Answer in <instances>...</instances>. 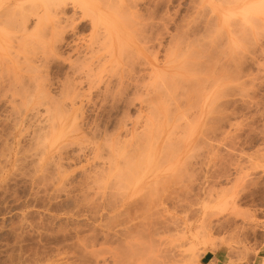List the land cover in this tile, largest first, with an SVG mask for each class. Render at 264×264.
<instances>
[{
  "label": "rangeland",
  "instance_id": "374dc122",
  "mask_svg": "<svg viewBox=\"0 0 264 264\" xmlns=\"http://www.w3.org/2000/svg\"><path fill=\"white\" fill-rule=\"evenodd\" d=\"M8 1L10 0H0V73L2 74H0V264H85V262L86 264H200V258L206 252H210L214 256L209 264H264V13L258 14L259 9L257 7L259 5L254 8V10L258 9L256 12H251L255 20L249 15L247 24L244 26V22L240 21V16L229 17L221 14L220 10L226 8L227 0H159L160 2H156L157 0H136V8L139 13L141 12L142 17H140L142 19L145 18L146 20L150 11L156 10V20L153 19L155 23L154 30L155 33H159L156 43L160 45L154 43L155 46L149 50L153 52H149L152 55L147 53L150 55L149 59L158 65H162L167 59V61L175 59L173 57L175 55H172L175 46L178 49L179 44V46H182H180L181 48H184L191 43L183 52L190 49L191 51L188 50L186 53L190 54L192 52V55H190L194 58H196L194 55L199 53L196 59L201 60L195 63L196 59L187 56L189 60H194L195 66L199 63L200 69L198 70V67L196 69L194 66L195 69L192 67V70L194 69L191 70L192 72L182 74L188 76L184 77V80L185 78L192 82L195 79L197 80V84L196 82L195 84L198 87L195 92L194 84V87L192 86L194 90L192 89L191 92L190 89L188 91L184 87V91L187 93L186 98L190 96L189 99L192 103L185 101V94L182 95L183 97L174 93L171 95L173 90L168 91L169 89L167 90L165 84L166 89L164 91V85H162L164 82L156 79L158 77L151 80L147 76H143L145 70L142 64H140L141 67L136 65L141 59L136 60L137 75L134 74V77L136 78L139 72V76L143 77V81L140 80L139 76L136 78L137 80L134 78L136 83L143 85L145 82L144 85L149 83L153 85L151 86L153 88L152 93H150L151 87L148 88L149 92L147 93H150L148 98L153 100V102L150 101L152 106L146 108L137 96L139 94L145 96L146 93L138 91L139 94H136L137 92L134 93L135 90L132 91L133 87L131 89L129 87L127 91L123 88L127 94L123 93L121 89L124 97L126 95L127 97L120 103L119 96L115 93L117 91L119 95L120 92H118V86L115 85L114 80L110 83L111 85H108L110 90L106 91L107 94L106 92L102 93L104 91L103 87H100L103 91L96 90L97 88L94 87L88 90L85 84L80 88L78 87L77 93L84 90L83 95L82 92L79 95L75 91L74 95L79 96L78 98L76 96L77 99L73 101L72 82L76 76L75 71L81 69L85 64L82 57L77 58L75 53L69 52L70 50L57 43L56 52L54 51L55 53L53 52L51 56L49 52H47L49 54L46 52V54H39L42 52V48L45 47L43 46L44 42L47 41L46 43H48L50 40L49 35L45 36L47 34L46 30L42 32V34L46 33L44 36L41 34L42 37L40 36V30L37 33L34 32L30 37L25 35L26 41L28 40L26 42L25 37L13 29L16 23H14V20L16 21L17 16H19L17 14L24 13V8L30 6L32 2L30 1L31 4H27L26 1V4H22V9L20 8L21 3L12 7L10 5L11 9L13 8L11 10ZM75 1L78 2H75L76 6L74 5L73 8L66 7L64 11L69 15L75 13L77 21L80 20L81 22L80 25L78 24L77 33L79 32L80 37L88 40L91 33V27H89V25L91 26L89 24L91 14L87 11V15L86 9L83 7L88 2L86 3L87 0H83L82 5L80 0ZM252 2L255 1L251 0L250 3ZM215 13L219 15L220 22L214 26L212 21L218 19L217 15H214ZM82 14L86 16L83 17ZM5 16H10V18L7 17L6 22L4 21V19L6 20ZM14 16L16 17L12 20ZM78 18L81 19L78 20ZM195 18L198 20H195ZM34 19L32 18L29 21V26L33 25ZM9 20L13 21L11 25L6 24L11 22ZM77 21L75 22L77 23ZM237 21L239 22L237 23ZM43 22L41 23L45 24V17ZM143 22L141 24L146 23V21ZM233 22L235 26H233ZM243 27H248L244 34L242 33L244 32ZM238 28L242 32H239ZM50 30L49 26V31L47 28L48 34ZM6 33L9 34L6 35ZM14 34H19L20 37ZM44 37L49 38L44 40ZM241 37L247 40H240ZM68 38H71V36L67 35L66 39ZM14 39L17 40L16 43ZM186 41L190 43L187 42L188 44H184V46L183 43H186ZM23 42L25 47L27 46L26 48L23 46ZM247 42L248 44H246ZM168 45L172 50L169 49ZM40 49L41 51H39ZM155 50L157 52H154ZM168 50L173 52L170 53ZM214 51L215 53H213ZM220 51L221 54H219ZM32 52H34L33 55ZM43 55L44 57H42ZM199 57L202 59H199ZM223 61L225 65L222 64ZM204 62L206 65L211 66L212 64V66L207 68ZM126 68L128 66H124L125 71ZM225 70L227 71L225 72ZM125 71L123 74H125ZM220 72L221 76L218 74ZM224 72L226 76L223 75ZM107 73H109V70ZM166 75L169 76L167 73ZM213 76L215 79H213ZM107 77L110 79V76ZM40 85H43V88ZM186 87L188 88L189 85ZM42 89L46 92L43 94L47 96V100H49L47 102L49 103L43 102L44 96H42V92H38ZM181 90L183 91V89ZM181 92L177 94L180 95ZM130 93L136 94L137 101L136 99L134 102L129 100ZM198 94L199 97L196 99ZM115 95L117 98L114 97ZM165 95L168 98H165ZM127 98L129 101H127ZM148 98L146 96V100ZM176 98H179V100L180 98L185 99L181 100L186 102L183 109L181 105V109L178 107L182 102H176L178 100ZM149 99L146 102L147 105ZM171 101L175 102L176 105H173ZM58 102L62 104V107H57ZM187 103H189V106ZM43 104H46L47 107L52 106L48 109ZM35 106H37V110ZM148 108L152 110L151 115H156L157 122L155 117L153 120L149 118L151 115H148L150 114ZM187 108L188 110H185ZM183 110L185 114H183ZM166 111L170 112L167 114ZM163 112L165 113L163 114ZM136 114L137 116H135ZM125 116H127V119ZM123 117L124 119H122ZM136 117H138L139 125H137L134 133L138 131L137 134L132 135L124 131L118 133L119 130L116 126H118L119 119H126L128 123L126 128H128L130 123L134 119L136 120ZM146 117L150 119V122L148 120L147 123L143 122ZM175 117L176 122L174 121ZM141 127L144 128V131L143 128L142 131L145 135L149 134L148 137L141 131ZM183 128H186V130L184 131ZM72 129H75V131ZM46 130L48 131L46 132ZM111 131L113 132L111 133ZM117 134L120 140L117 139ZM145 137H147L146 140ZM44 138L53 141L62 139L61 141L64 142L67 140L73 142L74 140L72 147L67 149V156L71 158L72 155H75V157L73 160L68 161L65 167L68 178L62 187L63 190L56 189L57 191H55L54 188L48 187L46 193L43 192V188H40L39 192L36 185L29 180L28 174L29 176L32 174L33 164H35L40 153L41 143L46 142L42 140ZM79 138L80 140H77ZM108 139L110 141L115 139L113 141L117 142L114 143L115 146L112 143L111 145ZM77 141L83 144L82 147L89 149L96 147L94 144L97 142L99 148L103 146V151L107 148L106 146H109L106 143H109L111 145L107 148L109 151L106 149L107 151L103 152L101 148L100 150L103 154L112 153L108 155L113 157L115 164L117 163L116 168L110 170L112 172L108 171L110 174L103 173L105 176H100L101 172L96 173L99 166L101 168V164L106 166L107 162L105 161L108 158L104 156L106 159L101 160L102 163L94 162L95 166L96 164L99 165L96 166L97 169L94 166L96 171L92 168L94 163L91 164L92 166L90 164V166L86 165V169L83 168V170L80 166L85 163L84 159L87 157V151L77 155L76 152L80 147V143ZM195 142L198 145H195ZM30 145L32 146L30 147ZM116 146L117 148L114 149ZM167 146L171 149L169 150ZM17 149L18 151H16ZM14 150L16 151L15 155L19 153L16 156V158L19 157L17 160L19 164L16 162L17 167H8L7 177L2 178V173L7 170L5 160L8 159L11 153L14 154ZM192 150L194 151L192 152ZM3 157L6 159L3 160ZM124 161L131 162L134 171L132 168L130 169V164L128 163L129 165L126 166ZM118 162H121L119 166ZM121 164L123 168H121ZM140 166L142 167L140 168ZM119 168L125 172L121 173L122 171H120V175H118L117 170H120ZM125 168L129 169L126 170ZM85 172L90 176L88 179L85 178L87 176ZM177 173L179 174L178 177ZM93 174L96 178L93 177ZM130 175L131 177H129ZM175 177L176 179H174ZM131 178L132 180H130ZM93 179H96V182ZM121 179L122 184L120 185ZM109 180L111 183H109ZM115 180L116 185L114 184ZM155 180L158 184L155 183ZM93 181L97 184H94ZM120 191L122 192L120 193ZM125 205H128L127 211L122 209ZM120 210L124 214H121ZM117 212L120 214H115ZM111 223H119L116 227V229H119L117 236H106L105 234V226L107 224L111 225Z\"/></svg>",
  "mask_w": 264,
  "mask_h": 264
},
{
  "label": "bare ground",
  "instance_id": "6f19581e",
  "mask_svg": "<svg viewBox=\"0 0 264 264\" xmlns=\"http://www.w3.org/2000/svg\"><path fill=\"white\" fill-rule=\"evenodd\" d=\"M28 3H27V2ZM32 2V4H31V2ZM82 1L83 0H80V2H81V4L83 5V3H82ZM159 0H157L156 2H158ZM161 1V0H160ZM159 1V2H160ZM228 1V4H227V2H226V8H222L221 10H220V12H221V14L223 15V16H240L239 18H241L240 19V21L242 20V22H244L243 23V25L244 26H246V22H247V20H248V17H249V15H251V12H256V10H262L261 12L258 10V14L259 15H261L262 13H264L263 11H264V5H263V2H264V0H254L255 2L253 3H250L251 2V0H227ZM31 4L30 6H27V7H25L24 8V10H25V12L23 13H19V14H17V15H19V16H17L18 18L16 19V21L14 20V23L16 24H14V26L15 27H13V29H15L17 32H20L21 33V36H24L25 37V35H29V37H30V35L32 36L33 35V33L34 32H36L37 33V31H39L40 30V36L42 37V35L44 36L46 33V35L45 36H48L49 35V42L48 43H46L47 41H42V42H44V44H43V46H45V47H43L42 49V52H38L39 54H46L47 52H49V53H47V54H49L50 56H51V54L55 51L56 52V50H55V47H57L56 46V43L58 44V45H60V46H63L65 49H67V50H70L69 52H73V53H75L76 54V56H77V58H80V57H82V61H84L85 62V64H83V66H82V68L81 69H77L75 66H74V68H76L74 71L76 72V76H75V78H74V80H73V82H72V89H73V91L72 92H74L73 93V95L75 94V91L78 89V87L80 88L82 85H84L85 84V86H87L86 88H88V90H91V89H93L92 87H94V88H97L96 90H101L100 89V87H103V89H104V91L103 90H101V91H103L102 93H104V92H106L108 89L110 90V88H109V84L110 83H112L113 82V80H114V82H115V85L116 86H118V92H120L119 93V95H118V93H117V91L115 92L116 94H117V96H119L118 98H119V100L121 101L120 103H122V101H124V98H126L127 97V89H129V87H130V89H131V87H133V89H132V91L133 90H135L134 91V93L135 92H137L136 94H139L138 93V91H140V93H146L145 94V96L143 95V94H139V95H137L138 96V100H139V98H140V100H141V102L143 103L142 105L144 106H146V108L147 107H151L152 106V104L150 103V101H152L153 102V100H150L148 97H150V93H152L151 91H152V87L151 86H153L152 84H148V85H144V84H146L145 82H144V84L143 85H141V83L139 84V83H136V78L139 76V74H140V72H139V74H138V76L135 78L134 77V74H136V68H135V64H136V60H139V59H141L140 61L142 62V63H137L136 65H140V64H142V66H143V68H144V70H145V72L143 73V76H147V78L148 79H151V80H153V78L154 77H158V78H156V79H158V80H162V82H164L162 85H166V88H167V90L168 91H170V89H172L173 90V92H172V94L171 95H173V93L174 94H176L177 96H181V97H183L182 95H184L185 94V99L184 98H182V99H184L186 102L187 101H190L191 99H189L190 98V96L189 97H187L186 98V95H187V93H185V91H184V87L189 91V89H190V92H191V90L193 89L194 90V88H195V90H194V92L196 91V88L198 87V85H196L197 84V80L195 79V81L194 82H192L191 80H186V78H185V80L183 79L184 77H188V76H183L182 74H187V73H190V72H192L195 68L197 69V67H198V70L200 69L199 67H200V65L198 66V64H196L197 66H195V63H197L196 61H201V60H197L196 58H198L197 57V55L199 54V53H196V52H194V53H196L197 55H194L196 58H194V57H192L190 54H187L186 52H188V50H190V49H187V51L186 52H183V50L185 51L186 50V48H188L190 45H191V43L189 42V41H186V43L184 42L183 43V45L184 44H188V43H190V44H188L187 45V47H184V48H181L180 46H179V44H178V49L176 48V46H175V49L173 50L174 51V53H172V55L174 54L175 56H173L175 59H171L170 61H165L164 62V64L162 63V65H158L157 63H155L153 60H151V59H149V56L150 55H152V54H150L149 52H152V51H149L151 48H153L155 45H154V43H156L157 41V38L159 37V33L157 32V33H155V30H154V26H155V23H154V21H153V19L154 20H156L155 18H156V13H155V11L156 10H152V11H150V13L147 15V19L145 20V18H141L142 16L140 15V13L138 12V9L136 8L137 7V4H136V0H87L86 1V3L88 2V4H84L85 6H83L84 7V9H86V13H87V11H89L88 13L89 14H91V17L89 18L90 19V23L89 24H91V26L89 25V27H91V33H90V36H89V39L88 40H85V39H83L82 37H80V34H78L77 33V27H78V24L79 23H81L80 22V20L79 19H81V18H83L84 16H86V15H84V14H82V16L83 17H81V18H78V20L79 21H77V17L75 16V13L73 12L72 14H66V12L64 11V9H66V7H74V5L76 6V3L75 2H77V1H75V0H37V1H35V0H10V1H8V4H9V7H10V5H11V7L12 6H15V5H18V4H20L21 5V9L23 8L22 7V4L24 5V4ZM34 2V3H33ZM139 2V1H138ZM155 2V3H156ZM191 2V1H190ZM203 2V1H202ZM210 2V1H209ZM78 3V2H77ZM197 3V2H196ZM211 3V2H210ZM224 3V2H223ZM230 3H232V4H230ZM209 4V3H208ZM19 5V6H20ZM70 5V6H69ZM81 5V6H82ZM89 5V6H88ZM91 5V6H90ZM206 5V4H205ZM204 5V6H205ZM231 5V6H230ZM257 5H259L257 8L258 9H256V10H254V8L257 6ZM155 7H156V5H154ZM194 6V5H193ZM207 6V5H206ZM209 6V5H208ZM233 6V8H231ZM7 7H8V5H7ZM11 7H10V9H11ZM261 7H263L262 9H261ZM27 8V9H26ZM157 8V7H156ZM155 8V9H156ZM211 8H212V6H211ZM9 9V12L11 11V10H13V8L10 10ZM16 9H18V8H16ZM195 9V8H194ZM193 9V10H194ZM235 9V10H234ZM237 9V10H236ZM7 10V9H6ZM27 10V11H26ZM199 10V9H198ZM17 11V10H16ZM74 11V10H73ZM148 11V10H147ZM13 12V11H12ZM11 13V12H10ZM9 13V14H10ZM88 13H87V15H88ZM201 13V12H200ZM261 13V14H260ZM147 14V13H146ZM193 14V13H192ZM198 14H199V12H198ZM12 15H15V14H12ZM214 15H217V20L215 21H212V22H214L213 23V25L215 26V24H219V15L218 14H214ZM42 16H44L45 17V24H42L41 22H43V18H41ZM141 16V17H140ZM158 16V15H157ZM252 16V15H251ZM7 17L8 18H10V16H5L4 18H6V20L4 19V21L6 22L8 19H7ZM15 17L16 16H14V18H12V20L13 19H15ZM140 17V18H139ZM160 17V16H159ZM166 17V16H165ZM203 17V16H202ZM32 18H35L34 19V21L35 22H33V25L30 27L28 24H29V21L32 19ZM158 18V17H157ZM228 18V17H227ZM256 18V17H255ZM2 19V18H1ZM41 19H42V21H41ZM50 21H49V20ZM164 19V18H163ZM173 19V18H172ZM197 18H195V20H196ZM215 19H216V16H215ZM231 20L233 19V18H230ZM252 19H254L253 18V16H252ZM12 20H9V22L10 23H6V24H9V25H11V23L13 22ZM48 20V21H47ZM84 20V19H83ZM140 20H143L144 22L146 21V23H144L143 21V23L144 24H141L142 22L140 21ZM161 20H162V18H161ZM160 20V21H161ZM198 20V19H197ZM212 20V19H211ZM235 20V19H234ZM237 20V19H236ZM255 20V19H254ZM75 21H77V23L75 22ZM149 21V22H148ZM49 23L48 25L50 26V33L48 34V31H49V26L48 25H46L47 23ZM159 22V21H158ZM157 22V23H158ZM162 22H163V20H162ZM166 22H167V20H166ZM185 22V21H184ZM187 22V21H186ZM239 21H237V23H238ZM260 22V21H259ZM44 23V22H43ZM194 23V22H193ZM208 23H210V22H208ZM186 24V23H185ZM212 24V23H211ZM233 24H234V22H233ZM3 25H5V24H3ZM80 25V24H79ZM241 25V24H240ZM13 26V25H12ZM48 26V27H47ZM231 26H232V24H231ZM233 26H235V24L233 25ZM238 26H239V24H238ZM6 27V26H5ZM207 27H208V25H207ZM206 27V28H207ZM242 27V26H241ZM11 28V27H10ZM47 28H48V31H47ZM216 28V27H215ZM247 28L248 27H243V29H244V32H242V30L241 29H239L240 31L239 32H242L243 34L244 33H246V31H247ZM2 29V28H1ZM90 29V28H89ZM214 29V28H213ZM230 29V28H229ZM234 29V28H233ZM15 30H14V32H15ZM46 30V31H45ZM231 30V29H230ZM2 31H3V29H2ZM46 32L45 34L43 33L42 34V32ZM222 31V30H221ZM220 31V32H221ZM231 31H233V30H231ZM82 33V32H81ZM195 33V32H194ZM209 33V32H208ZM207 33V34H208ZM211 33V32H210ZM264 33V32H263ZM4 34H5V32H4ZM7 34H9V33H6V35ZM42 34V35H41ZM87 34H89V33H87ZM192 34V33H191ZM235 34V33H234ZM11 35V34H10ZM14 35H16V34H14ZM19 37H20V35L19 34H17ZM16 35V36H17ZM67 35H70L71 36V38H68V39H66V36ZM240 35V34H239ZM260 35V34H259ZM39 36V37H40ZM11 37V36H10ZM34 37H35V34H34ZM37 37V36H36ZM38 37V38H39ZM84 37H85V35H84ZM206 37H207V35H206ZM236 37V36H235ZM12 38V37H11ZM23 38V37H22ZM45 38L46 37H44V40H45ZM48 38H46V40L48 39ZM193 38V37H192ZM203 38V37H202ZM16 39H19V38H16ZM16 39H14L15 40V43H16ZM25 39V41H26V37L24 38ZM27 39H28V37H27ZM41 39V38H40ZM52 39H53V41H52ZM197 39V38H196ZM195 39V40H196ZM236 39V38H235ZM247 40L246 38H244L243 39V37H241L240 38V40ZM37 40V39H36ZM35 40V41H36ZM42 40V39H41ZM159 40V39H158ZM190 40V39H189ZM209 40V39H208ZM7 41H9V40H7ZM13 41V40H12ZM21 41H23V40H21ZM20 41V42H21ZM38 41V40H37ZM197 41V40H196ZM214 41V40H213ZM26 42H28V40L26 41ZM179 42V41H178ZM188 42V43H187ZM198 42V41H197ZM206 42V41H205ZM240 42V41H239ZM244 42V41H243ZM24 43V42H23ZM39 43H40V41H39ZM46 43V44H45ZM179 43H181V42H179ZM194 43H195V41H194ZM230 43H231V41H230ZM7 44V43H6ZM28 44V43H27ZM32 44V43H31ZM37 44V43H36ZM157 44V43H156ZM159 44V43H158ZM157 44V45H158ZM246 44H248V42L246 43ZM13 45V44H12ZM40 45V44H39ZM38 45V46H39ZM160 45V44H159ZM176 45V44H175ZM193 45V44H192ZM212 45H213V43H212ZM218 45V44H217ZM228 45V44H227ZM236 45V44H235ZM19 46V45H18ZM24 47H25V43H24V45H23ZM22 46V47H23ZM41 47H42V45H40ZM169 46V45H168ZM173 46H174V43H173ZM197 46V45H196ZM195 46V47H196ZM198 46H199V44H198ZM15 47V46H14ZM21 47V48H22ZM27 47V46H26ZM25 47V48H26ZM41 47H38V48H41ZM158 47H160V46H158ZM158 47H157V49H158ZM200 47V46H199ZM211 47V46H210ZM214 47V46H213ZM223 48H225L224 46H222ZM250 47V46H249ZM261 47V46H260ZM16 48L18 49V47H17V45H16ZM44 48H45V50H44ZM193 48H194V45H193ZM227 48V47H226ZM155 49V48H154ZM169 49L170 50H172L171 48H170V46H169ZM197 49V48H196ZM29 51H31L30 49H28ZM38 50V49H37ZM153 50V49H152ZM193 50V49H192ZM221 50V49H220ZM226 50V49H225ZM18 51V50H17ZM22 51L25 53V51L23 50V48H22ZM29 51H27V52H29ZM39 51H41V49L39 50ZM159 51V50H158ZM169 51V50H168ZM173 51H171V52H173ZM191 51V50H190ZM1 52V51H0ZM21 52V51H20ZM23 52H21V53H23ZM36 52V51H35ZM46 52V53H45ZM54 52V53H55ZM154 52H157V50H155ZM170 52V51H169ZM168 52V53H169ZM170 52V53H171ZM183 52V53H182ZM201 52H202V50H201ZM8 53H10L9 51H8ZM33 53L34 52H32L31 54L33 55ZM147 53H149L150 55H148ZM153 53V52H152ZM213 53H215V51L213 52ZM12 54V53H11ZM10 54V55H11ZM28 54V53H27ZM160 54V53H159ZM219 54H221V51H220V53ZM239 54V53H238ZM261 54V53H260ZM62 55V54H61ZM155 55V54H154ZM171 55V56H172ZM202 55V54H201ZM233 55V54H232ZM242 55V54H241ZM13 56V55H12ZM54 56V55H53ZM52 56V57H53ZM68 56H69V54H68ZM167 56V55H166ZM168 56H170V55H168ZM187 56H190L191 58H193L194 60H195V63H193V61L194 60H189L188 58H187ZM216 56V55H215ZM214 56V57H215ZM223 56V55H222ZM229 56H231V55H229ZM239 56V55H238ZM237 56V57H238ZM35 57V56H34ZM42 57H44V55L42 56ZM47 57V56H46ZM205 57V56H204ZM225 57V56H224ZM247 57V56H246ZM54 58V57H53ZM76 58V59H77ZM190 58V59H191ZM201 57H199V59H200ZM206 58H208V56H206ZM206 58H204V60H206ZM216 58H217V56H216ZM215 58V59H216ZM239 58H242V57H239ZM244 58V57H243ZM242 58V59H243ZM2 59V58H1ZM14 59V58H13ZM24 59L26 60V58L24 57ZM32 59V58H31ZM202 59V58H201ZM218 59V58H217ZM241 59V60H242ZM30 60V59H29ZM35 60V59H34ZM41 60H42V58H41ZM44 60H47V59H44ZM229 60H232L231 58H229ZM229 60H228V62H229ZM24 61V60H23ZM32 61V60H31ZM136 61V62H135ZM227 61V60H226ZM233 61V60H232ZM5 62V61H4ZM3 62V63H4ZM30 62V61H29ZM160 62V61H159ZM262 62V61H261ZM75 63V62H74ZM79 63V62H78ZM205 63V62H204ZM211 63V62H210ZM224 63V61L222 62V64ZM229 63H231V61L229 62ZM228 63V64H229ZM233 63V62H232ZM234 63H235V61H234ZM263 63H264V60H263ZM6 64V63H5ZM31 64V63H30ZM33 64V63H32ZM31 64V65H32ZM79 64H81V63H79ZM1 65H2V63H1ZM18 65V64H17ZM34 65V64H33ZM207 65H209V64H207ZM206 65V63H205V66L208 68V67H211L212 66V64H211V66L209 65V66H207ZM215 65V64H214ZM223 65H225V64H223ZM4 66V65H3ZM8 66V65H7ZM78 66V65H77ZM124 66L126 67V66H128V68H126V71H125V69H124ZM137 66V67H138ZM194 66H195V68H194ZM222 66V65H221ZM20 67V66H19ZM79 67H81V66H79ZM140 67H141V65H140ZM192 67L194 68L193 70H192ZM234 67V66H233ZM7 68V67H6ZM38 68H40V67H38ZM37 68V69H38ZM202 68V67H201ZM203 68H205V67H203ZM236 68V67H235ZM31 69H33V68H31ZM41 69V68H40ZM128 69V70H127ZM219 69H220V66H219ZM34 70H36V69H34ZM34 70H31V71H34ZM108 70H109V73H111L110 75H107V74H109V73H107L108 72ZM143 70V71H144ZM192 70V71H191ZM216 70H218V69H216ZM29 71V70H28ZM27 71V72H28ZM41 71V70H40ZM124 71H125V74H123L124 73ZM138 71H140L139 69H138ZM138 71H137V73H138ZM200 71H202V70H200ZM204 71H206V70H204ZM204 71H203V74H204ZM209 71V70H208ZM223 71V70H222ZM227 70H225V72H226ZM9 72V71H8ZM142 72V71H141ZM196 72V71H195ZM212 72V71H211ZM225 72L223 73V75H225ZM248 72V71H247ZM246 72V73H247ZM11 73V72H10ZM37 73V72H36ZM72 73V72H71ZM107 73V74H106ZM166 73L169 75L168 77H167V75H166ZM1 74V73H0ZM35 74V73H34ZM43 74V73H42ZM218 74H220V76L222 75L221 74V72L220 73H218ZM217 73H216V75L218 76V77H220L219 75H218ZM240 74V73H239ZM251 74V73H250ZM2 75V74H1ZM41 75V74H40ZM137 75V74H136ZM33 76V75H32ZM37 76V75H36ZM107 76H110V79L107 77ZM142 76V75H141ZM205 76H207L206 74H205ZM210 76V75H209ZM208 76V77H209ZM226 76V75H225ZM38 77V76H37ZM140 77V76H139ZM165 77H167V78H165ZM211 77V76H210ZM13 78V77H12ZM31 78V77H30ZM34 78V77H33ZM111 78H113V79H111ZM136 80H135V79ZM143 78V77H142ZM142 78L140 77V80L141 81H143L142 80ZM160 78V79H159ZM10 79V78H9ZM14 79V78H13ZM43 79V78H42ZM145 79V78H144ZM213 79H215L214 78V76H213ZM32 80H34V79H32ZM66 80V79H65ZM220 80V79H219ZM10 81V80H9ZM156 81V80H155ZM190 81V82H189ZM232 81H234V80H232ZM14 82V81H13ZM28 82V81H27ZM35 82H37V81H35ZM42 82V81H41ZM188 84H187V83ZM192 82V83H191ZM195 82H196V84H195ZM216 82H218V81H216ZM221 82H222V80H221ZM23 83V82H22ZM187 85H186V84ZM242 83V82H241ZM12 84V83H11ZM43 84V83H42ZM68 84V83H67ZM185 84V85H184ZM193 84H194V86H193ZM236 84V83H235ZM69 85V84H68ZM111 85V84H110ZM114 85V86H115ZM165 85L163 86L164 88H163V90L165 91ZM189 85V87L187 88L186 86H188ZM230 85V84H229ZM246 85V84H245ZM39 86V85H38ZM37 86V87H38ZM41 86V85H40ZM62 86H63V84H62ZM113 86V87H114ZM192 88H191V87ZM231 86V85H230ZM233 86V85H232ZM240 86V85H239ZM247 86V85H246ZM21 87V86H20ZM42 88H43V85L41 86ZM69 87V86H68ZM149 87H151V89H150V93L149 94H147L149 91ZM168 87H171V88H168ZM248 87V86H247ZM15 88V87H14ZM40 88V87H39ZM38 88V89H39ZM70 88V87H69ZM91 88V89H90ZM123 88L126 90H123ZM205 88V87H204ZM236 88V87H235ZM12 89V88H11ZM16 89H18V88H16ZM21 89V88H20ZM46 89V88H45ZM71 89V88H70ZM71 89V90H72ZM82 89V88H81ZM121 89H122V92L123 93H126L125 95V97H124V94L121 92ZM176 89H179L178 91L176 90ZM181 89H183V91L181 90ZM242 89V88H241ZM29 90V89H28ZM63 90V89H62ZM177 92H176V91ZM203 90V89H202ZM207 90V89H206ZM238 90V89H237ZM246 90V89H245ZM11 91V90H10ZM22 91H23V88H22ZM27 91V90H26ZM26 91H24V92H26ZM83 91L84 90H82V91H80V92H82V95H83ZM100 91V92H101ZM125 91V92H124ZM167 91V92H168ZM182 91V92H181ZM241 91V90H240ZM16 92V91H15ZM38 92H42V96H44L43 98V102H47V101H49V100H47V96H45L43 93L45 92L44 91V89H42V91L40 90V91H38ZM77 93V91H76V94H81V93ZM176 92V93H175ZM182 93V94H180V95H178L179 93ZM194 92H193V94H194ZM232 92V91H231ZM12 93V92H11ZM46 93V92H45ZM63 93V92H62ZM66 93V92H65ZM89 93V92H88ZM113 93V92H112ZM114 93V94H115ZM171 93V92H170ZM178 93V94H177ZM199 93V92H198ZM226 93H227V91H226ZM230 93V92H229ZM16 94V93H15ZM19 94H21V93H19ZM36 94H38V93H36ZM64 94V93H63ZM106 94H107V92H106ZM109 94V93H108ZM131 94V96H132V99H131V96H129L128 98H130L129 100H133L132 102H134L135 101V99L137 98V96H135L134 94H132V93H130ZM129 94V95H130ZM167 94V93H166ZM236 94H237V92H236ZM39 95H40V93H39ZM65 95H67V94H65ZM72 95V96H73ZM79 95H74L73 96V99L70 97V100L72 99L73 101H74V99H77L78 98V96ZM105 95V94H104ZM111 95V94H110ZM113 95V94H112ZM133 95H134V97H133ZM140 95H141V97H142V99L144 100H142L141 99V97H140ZM144 97H143V96ZM149 95V96H148ZM169 95V94H168ZM219 95V94H218ZM230 95V94H229ZM243 95V94H242ZM32 95L30 94V97H31ZM41 96V95H40ZM41 96V97H42ZM68 96V95H67ZM66 96V97H67ZM76 96H77V98H76ZM87 96H88V94H87ZM98 96V95H97ZM106 96V95H105ZM104 96V97H105ZM109 96V95H108ZM146 96H147V98L149 99V104H151V105H147V103L146 102H148L147 100H146ZM175 96V95H174ZM177 96H175V97H177ZM200 96H201V94H200ZM14 97V96H13ZM56 97V96H55ZM114 97H116V95L114 96ZM136 97V98H135ZM159 97V96H158ZM192 97V96H191ZM195 97V96H194ZM197 97H199V94H198V96L196 95V99H198ZM32 98V97H31ZM30 98V99H31ZM59 98V97H58ZM57 98V100H60V99H58ZM87 98H89V97H87ZM117 98V97H116ZM128 98H127V101H129L128 100ZM134 98V99H133ZM152 98V97H151ZM163 98V97H162ZM165 98H168V97H166V95H165ZM164 98V99H165ZM173 98V97H172ZM193 98V97H192ZM241 98V97H240ZM10 99V98H9ZM103 99H105V98H103ZM114 100H115V98H113ZM176 99H178V100H176V102L178 101V103L180 102H182L181 100V98H180V100H179V98H176ZM193 99H195V98H193ZM193 99H192V101H193ZM201 99V98H200ZM17 100V99H16ZM66 100V99H65ZM111 100H112V96H111ZM114 100H113V102H114ZM117 101H118V99H116ZM146 100V101H145ZM174 100V99H173ZM184 100H183V102L182 103H184V104H177L178 105V107L181 109V107H182V109L184 108L183 106H185L186 104V102H184ZM29 101H31V100H29ZM61 101V100H60ZM68 101V100H67ZM109 101H110V99H109ZM125 101H126V99H125ZM136 101H137V99H136ZM162 101V100H161ZM165 101V100H164ZM163 101V102H164ZM175 101V100H174ZM196 101H198V100H196ZM28 102V101H27ZM38 102V101H37ZM64 102H66V101H64ZM71 102V101H70ZM119 102V101H118ZM140 102V101H139ZM172 102V101H171ZM191 102V101H190ZM201 102V101H200ZM221 102V101H220ZM223 102V101H222ZM15 103V102H14ZM47 103H49V102H47ZM60 102H58V105H57V107H62V104H59ZM72 103V102H71ZM70 103V104H71ZM75 103V102H74ZM73 103V104H74ZM77 103V102H76ZM112 103V102H111ZM145 103V104H144ZM165 103V102H164ZM163 103V104H164ZM173 103V102H172ZM192 103V102H191ZM198 103V102H197ZM211 103V102H210ZM21 104V103H20ZM40 104H41V102H40ZM93 104V103H92ZM114 104H116V103H114ZM126 104H127V102H126ZM167 104V103H166ZM175 104V102L173 103V105ZM188 104V106H189V103H187ZM199 104V103H198ZM213 104V103H212ZM27 104L25 103V106H26ZM44 106L46 105V104H43ZM75 105V104H74ZM81 105V104H80ZM80 105H79V107H80ZM131 105H132V103H131ZM159 105V104H158ZM162 105V104H161ZM176 105V104H175ZM180 105H181V107H180ZM193 105V104H192ZM195 105V104H194ZM215 105V104H214ZM217 105V104H216ZM215 105V106H216ZM41 106H42V104H41ZM52 106V105H51ZM51 106H49V107H51ZM71 106H72V104H71ZM112 106V105H111ZM114 107H115V105H113ZM128 106V105H127ZM126 106V107H127ZM129 106H130V102H129ZM165 106V105H164ZM168 106V105H167ZM37 106H35V108H36ZM45 107H47V105L45 106ZM49 107H47L48 109H49ZM166 107V106H165ZM177 107V106H176ZM192 107V106H191ZM194 107V106H193ZM208 108H209V106H207ZM54 108V107H53ZM55 108H56V106H55ZM54 108V109H55ZM72 108H74V107H72ZM139 108V107H138ZM143 108V107H142ZM195 108H197V107H195ZM199 108V107H198ZM29 109V108H28ZM33 109V108H32ZM149 109V108H148ZM189 109H190V107H189ZM215 109H217V108H215ZM214 109V110H215ZM36 110H37V108H36ZM67 110V109H66ZM124 110V109H123ZM122 110V111H123ZM150 110V114H148V115H151V108L149 109ZM179 110V109H178ZM185 110H188V108L187 109H185ZM195 110V109H194ZM219 110V109H218ZM54 111V110H53ZM69 111V110H68ZM146 111V110H145ZM160 111V110H159ZM184 111V110H183ZM182 111V112H183ZM190 111V110H189ZM199 111V110H198ZM197 111V112H198ZM49 112V111H48ZM167 112V111H166ZM168 112H170V111H168ZM168 112H167V114H168ZM192 112V111H191ZM23 113V112H22ZM64 113V112H63ZM122 113V112H121ZM137 113H139V112H137ZM149 113V112H148ZM165 112H163V114H164ZM17 114V113H16ZM125 114V113H124ZM128 114V113H127ZM170 114V113H169ZM183 114H185V111H184V113ZM195 114V113H194ZM198 114V113H197ZM234 114V113H233ZM140 115V114H139ZM158 115V114H157ZM32 116V115H31ZM77 116V115H76ZM80 116V115H79ZM122 116V115H121ZM134 116V115H133ZM135 116H137V114L135 115ZM153 115H151V117H149V118H151L152 120H153V118L156 116H153ZM166 116H168V115H166ZM170 116V115H169ZM191 116V115H190ZM87 117V116H86ZM118 117V116H117ZM148 117H146V119L143 121L144 123H147V120H148V122H150V119H148ZM162 117H163V115H162ZM180 117V116H179ZM193 117H194V115H193ZM46 118V117H45ZM48 118V117H47ZM79 118V117H78ZM125 118L127 119V116H125ZM133 118V117H132ZM137 118L138 117H136V120L134 119L133 121H132V123H130V126L128 127V128H126V125L128 124L127 122H126V119L125 120H122V119H124V117L119 121L118 120V122H117V125L118 126H116V127H118V133L120 134L121 133V131H124V132H128L129 134H137L138 133V131H135V133H134V130H136V128H137V125H139L138 124V121H137ZM145 118V117H144ZM165 118V117H164ZM168 118H170V117H168ZM178 118V117H177ZM197 118V117H196ZM60 119V118H59ZM155 119H156V117H155ZM179 119V118H178ZM182 119V118H181ZM214 120H215V118H213ZM129 120H130V117H129ZM128 120V121H129ZM139 120V119H138ZM160 120H161V118H160ZM171 120V119H170ZM208 120V119H207ZM211 120V119H210ZM46 121H47V119H46ZM169 121V120H168ZM174 121L176 122V117H175V119H174ZM186 121V120H185ZM213 121V120H212ZM211 121V122H212ZM18 122V121H17ZM50 122V121H49ZM74 122V121H73ZM76 122H77V120H76ZM126 122V123H125ZM156 122H157V119H156ZM179 122V121H178ZM187 122V121H186ZM215 122V121H214ZM213 122V123H214ZM36 123V122H35ZM39 123V122H38ZM45 123V122H44ZM140 123V122H139ZM166 123H168V122H166ZM185 123V122H184ZM32 124V123H31ZM177 125H178V123H176ZM205 124V123H204ZM209 124V123H208ZM17 125V124H16ZM43 125V124H42ZM78 125V124H77ZM81 125V124H80ZM79 125V126H80ZM143 125H145V124H143ZM151 125V124H150ZM180 125V124H179ZM182 125V124H181ZM185 125V124H184ZM74 126V125H73ZM148 126H149V124H148ZM207 126V125H206ZM210 126V125H209ZM77 127V126H76ZM144 128H146L145 126H143ZM143 127H141V131H142V128ZM178 127V126H177ZM176 127V128H177ZM235 127V126H234ZM46 128V127H45ZM97 129H98V127H96ZM144 128H143V131H144ZM209 128V127H208ZM117 129V128H116ZM179 129V128H178ZM184 129V128H183ZM37 130V129H36ZM45 130V129H44ZM72 130H74L75 131V129H72ZM77 130H79V129H77ZM95 130V129H94ZM93 130V131H94ZM138 130V129H137ZM147 131H149L148 129H146ZM186 130V128L184 129V131ZM204 130V129H203ZM39 131V130H38ZM48 130H46V132H47ZM113 131H114V129H113ZM113 131H111V133L113 132ZM140 131V132H141ZM142 131V132H143ZM146 131V132H147ZM73 132V131H72ZM71 132V133H72ZM95 132V131H94ZM94 132H92V133H94ZM33 133V132H32ZM37 133V132H36ZM40 133V132H39ZM144 133V132H143ZM185 133V132H184ZM80 134H82V133H80ZM83 134H85V133H83ZM97 134H99V132H97ZM100 134H101V132H100ZM103 134H104V132H103ZM110 134V133H109ZM116 134V133H115ZM128 134V135H129ZM37 135V134H36ZM128 135H127V137H128ZM141 135H143L142 133H141ZM144 135H145V133H144ZM149 135V134H148ZM148 135H145V136H147L148 137ZM109 136V135H108ZM130 136V135H129ZM44 137V136H43ZM83 137V136H82ZM101 137V136H100ZM105 137V136H104ZM103 137V138H104ZM117 139H119L120 137H119V135L117 134ZM136 137V136H135ZM142 137V136H141ZM147 137H145V140H146V138ZM232 137V136H231ZM29 138V137H28ZM35 138V137H34ZM42 138V137H41ZM81 138V137H80ZM80 138L79 139H77V140H80ZM93 138V137H92ZM96 138H98V137H96ZM166 138V137H165ZM235 138V137H234ZM82 139V138H81ZM86 139V138H85ZM84 139V140H85ZM105 139H106V137H105ZM116 139V138H115ZM115 139H113L112 141H110L109 139V143L111 144H113V146H115L114 145V143H117V142H113ZM117 139H116V141H117ZM127 139V138H126ZM152 139H153V137H152ZM42 140H44V141H46V142H42L41 143V148H40V153H39V155H38V157H37V159H36V161H35V164H33L34 165V167H33V170H32V174H31V176H29V174H28V177H30V179L29 180H31V182L34 184V185H36V188L37 189H39V192H40V188H43V192L45 191V193L47 192V188L48 187H52L51 189H55V191H57L56 189H60V190H63V186H64V184H65V182H67V178H68V176H67V172H66V165H67V162L68 161H70V160H73V158L75 157V155H72L71 156V158H69V156H67V149L68 148H70V147H72V144H74V140H73V142H72V140H67L66 142H64V141H61V140H58V141H56V140H45V138L44 139H42ZM120 140V139H119ZM148 140V139H147ZM165 140H167V139H165ZM221 140V139H220ZM232 140V139H231ZM35 141V140H34ZM94 141V140H93ZM129 141V140H128ZM168 141V140H167ZM7 142V141H6ZM30 142V141H29ZM75 142H76V140H75ZM78 142V141H77ZM103 142H104V140H103ZM107 142V141H106ZM105 142V143H106ZM34 143V142H33ZM78 143H80V142H78ZM78 143H77V145H78ZM97 143V142H96ZM94 144V142H93V144L96 146V147H94V145H93V147L94 148H92V147H90V148H92V149H89V148H87V147H82V145L83 144H81L80 143V147L78 148L79 150L76 152L77 153V155H79V153H84L85 151H87V157L84 159L85 161V163L84 164H82L80 167L83 169V168H85L86 167V165H91V164H93L94 162H96V163H102V161L101 160H105L106 158H108V160L110 159V160H112V161H110L109 160V162H108V160L106 159V161L105 162H107L106 163V166H103L102 164H101V168H100V166L98 165V164H96V166L98 165L99 166V169H97L96 168V166H95V163L93 164V170H95L94 169V166H95V168L98 170V171H96V173L97 172H101V174H99L100 176H105V174H106V172H107V174H110V173H108V171L109 172H112V171H110V170H114V168H116V165H117V163L115 164L114 162H113V157L112 156H110V155H108V154H112V153H104L103 154V152H106L107 150L109 151V149H107L108 147H110L111 145L109 144V143H106V144H108L109 146H106V144H105V146L107 147H105L104 146V148H106L105 149V151H103V146L102 147H100L101 148V150L103 151H101L100 150V148L98 147V145H99V143L98 144ZM146 143H147V141H146ZM35 144V143H34ZM120 145H121V142L119 143ZM136 144V143H135ZM215 144V143H214ZM195 145H198V143L196 144V142H195ZM22 146V145H21ZM32 145H30V147H31ZM75 146V145H74ZM79 146V145H78ZM77 146V147H78ZM85 146H86V144H85ZM88 146V145H87ZM90 146V145H89ZM88 146V147H89ZM112 146V147H113ZM117 146H118V144H117ZM117 146L116 147H114V149L115 148H117ZM127 146V145H126ZM126 146H125V148H126ZM208 146V145H207ZM131 147V146H130ZM168 148H169V146H167ZM166 147V148H167ZM9 148V147H8ZM119 148H121V147H119ZM167 148V149H168ZM112 149V148H111ZM110 149V150H111ZM113 149V150H114ZM130 149V148H129ZM171 148H169V150H170ZM191 149H193V148H191ZM112 150V151H113ZM134 150V149H133ZM3 151V150H2ZM16 151H18V149L16 150ZM16 151L14 150V154H12L11 152H9V153H11L10 154V156H9V154H8V159H6L7 160V162H6V160L4 159V157H3V160H5V163L7 164L6 166H7V170L4 172V173H2V178H5V177H7V175H8V172H9V169H8V167L9 168H11V167H14V166H16L17 165V163L19 164V162H17V160H18V158L19 157H17L16 158V156L19 154V153H17V155H15L16 154ZM27 151H28V149H27ZM141 151V150H140ZM194 150H192V152H193ZM209 151V150H208ZM4 152V151H3ZM39 152V151H38ZM37 152V153H38ZM111 152V151H110ZM127 152H128V149H127ZM170 152V151H169ZM172 152V151H171ZM36 153V154H37ZM133 153V152H132ZM135 153V152H134ZM133 153V154H134ZM165 153V152H164ZM190 153V152H189ZM2 154H4V153H2ZM33 154H34V152H33ZM107 154V155H106ZM115 154H116V152H115ZM118 154V153H117ZM127 155H128V153H126ZM145 154V153H144ZM142 155V154H141ZM169 155H170V153H169ZM32 156V155H31ZM36 156V155H35ZM106 158H105V157ZM108 156V157H107ZM149 156H150V154H149ZM28 157V156H27ZM33 157V156H32ZM31 157V158H32ZM77 157V156H76ZM111 157H112V159H111ZM217 157V156H216ZM152 158V157H151ZM167 158V157H166ZM130 159V158H129ZM164 159V158H163ZM125 160V159H124ZM132 160V159H131ZM130 160V161H131ZM134 160V159H133ZM101 161V162H100ZM118 161V160H117ZM121 161V160H120ZM122 161H123V157H122ZM121 161V162H122ZM17 162V163H16ZM105 162H103L104 164H105ZM121 162H118V166H119V163H121ZM125 162V161H124ZM123 162V163H124ZM142 162V161H141ZM140 162V163H141ZM169 162V161H168ZM66 163V164H65ZM73 163V162H72ZM130 165H129V164ZM127 163V161L124 163V164H126V166H128L129 165V167H130V169L132 168V166H133V164L131 163V162H128ZM138 163V162H137ZM5 165V164H4ZM65 165V166H64ZM89 165V166H90ZM92 166V165H91ZM120 166H122L121 168H123V165L121 164ZM125 166V165H124ZM3 167V166H2ZM17 167V166H16ZM142 166H140V168H141ZM17 169H19V168H17ZM22 169V168H21ZM20 169V170H21ZM68 169V168H67ZM86 169V168H85ZM120 169V168H119ZM126 169V168H125ZM127 169H129V168H127ZM126 169V170H127ZM181 169V168H180ZM84 170V169H83ZM117 170V169H116ZM115 170V171H116ZM123 170V169H122ZM121 169L120 170H117L118 172H119V174L117 173V172H115L116 174H118V175H120V171H122ZM132 170H133V168H132ZM141 170V169H140ZM129 171V170H128ZM131 171V170H130ZM134 171V170H133ZM195 171V170H194ZM87 172V171H86ZM85 172V173H86ZM123 172H125V171H122L121 173H123ZM88 173V172H87ZM86 173V174H87ZM95 173V175L96 176H98L97 174ZM103 173H105L104 175H103ZM183 173V172H182ZM83 174V173H82ZM172 174V173H171ZM180 174H181V172H180ZM69 175V174H68ZM117 175V176H118ZM177 175V177H178V173L176 174ZM70 176V175H69ZM125 176L126 177H128L126 174H125ZM173 176V175H172ZM175 176V175H174ZM90 176H88V174H87V176L85 177L86 179H88ZM93 177H95L94 176V174H93ZM120 177V176H119ZM129 177H131V175L129 176ZM96 178V177H95ZM97 178H99V177H97ZM103 178V177H102ZM113 178V177H112ZM174 179H176V177L174 178ZM82 180V179H81ZM93 180H95V182H96V179H93ZM99 180H101V179H99ZM104 180V179H103ZM111 180V179H110ZM109 180V181H110ZM125 180H127V179H125ZM130 180H132V178L130 179ZM160 180V179H159ZM177 180H179L178 178H177ZM120 181V180H119ZM119 181H118V183H119ZM166 181V180H165ZM164 181V182H165ZM183 181V180H182ZM186 181V180H185ZM94 182V181H93ZM92 182V183H93ZM94 182V184H97V183H95ZM98 182V181H97ZM113 182V181H112ZM121 183H120V185L122 184V179H121V181H120ZM123 182H124V179H123ZM157 182V180H155V183ZM192 182V181H191ZM3 183V182H2ZM99 183V182H98ZM109 183H111V181L109 182ZM116 180H115V185H116ZM154 183V182H153ZM166 183V182H165ZM169 183V182H168ZM180 183V182H179ZM90 184V183H89ZM93 184V185H94ZM113 184V183H112ZM156 184H158V183H156ZM170 184V183H169ZM178 184V183H177ZM176 184V185H177ZM185 184V183H184ZM190 184V183H189ZM92 185V186H93ZM119 184H118V186H120ZM126 185V184H125ZM125 185H122V186H125ZM151 185V184H150ZM154 185V184H153ZM179 185V184H178ZM67 186V185H66ZM98 186H99V184H98ZM171 186V185H170ZM180 186V185H179ZM107 187V186H106ZM109 187V186H108ZM113 187V186H112ZM116 187V186H115ZM114 187V188H115ZM166 187H167V185H166ZM183 187V186H182ZM185 187V186H184ZM97 188V187H96ZM99 188V187H98ZM101 188V187H100ZM125 188H128V187H126L125 186ZM187 188V187H186ZM49 189V188H48ZM116 189V188H115ZM117 189H118V187H117ZM172 189V188H171ZM178 189V188H177ZM89 190V189H88ZM124 190V189H123ZM65 191V190H64ZM180 191V190H179ZM114 192V191H113ZM116 192V191H115ZM122 191H120V193H121ZM183 192V191H182ZM181 192V193H182ZM110 193V192H109ZM117 193V192H116ZM180 193V194H181ZM115 194V193H114ZM107 196V195H106ZM181 197V196H180ZM179 197V198H180ZM108 198V197H107ZM183 198V197H182ZM181 198V199H182ZM106 199V198H105ZM113 199L115 200V198L113 197ZM117 199V198H116ZM117 201H119V200H117ZM111 202H113V201H111ZM114 204V203H113ZM112 204V205H113ZM130 205H132V204H130ZM114 206V205H113ZM125 206H127V207H125ZM125 206H123V210L125 211H127V209H128V205H125ZM109 207V206H108ZM126 209H125V208ZM131 207V206H130ZM121 209V210H122ZM134 209V208H133ZM121 210H120V212H121ZM114 211V210H113ZM125 213H127V212H125ZM115 214H120V213H115ZM114 214V215H115ZM121 214H124V212H121ZM114 215H111V216H114ZM117 216H120V215H117ZM123 216V215H122ZM109 217V216H108ZM111 218V217H110ZM117 218H119V217H117ZM121 218V217H120ZM108 219V218H107ZM114 219V218H113ZM116 220V219H115ZM110 221V220H109ZM113 221V220H112ZM118 221V220H117ZM114 222V221H113ZM105 223V222H104ZM122 224V223H121ZM117 225H119V223H111V225H108L107 224V226H105V230H106V232H105V234H106V236H117L118 235V230L119 229H116V227H117ZM102 226V225H101ZM145 231H146V229H145ZM93 233V232H92ZM104 234V233H103ZM104 234V235H105ZM79 238V237H78ZM118 239V238H117ZM120 240V239H119ZM118 242V241H117ZM105 243V242H104ZM119 243V242H118ZM83 244V243H82ZM85 244V243H84ZM79 246V245H78ZM121 249H123V248H121ZM84 250V249H83ZM116 250V249H115ZM80 252V251H79ZM115 252V251H114ZM116 253V252H115ZM115 253H114V255H115ZM112 254V253H111ZM122 254V253H121ZM114 257V256H113ZM38 261V260H37ZM83 262V261H82ZM112 262H113V260H112ZM78 263V262H77ZM115 263V262H114ZM117 263V262H116ZM85 264H86V262H85ZM99 264V263H98ZM119 264V263H118Z\"/></svg>",
  "mask_w": 264,
  "mask_h": 264
},
{
  "label": "crops",
  "instance_id": "0c3cea01",
  "mask_svg": "<svg viewBox=\"0 0 264 264\" xmlns=\"http://www.w3.org/2000/svg\"><path fill=\"white\" fill-rule=\"evenodd\" d=\"M214 259L210 252H206L200 258V264H209ZM219 263V262H218Z\"/></svg>",
  "mask_w": 264,
  "mask_h": 264
}]
</instances>
